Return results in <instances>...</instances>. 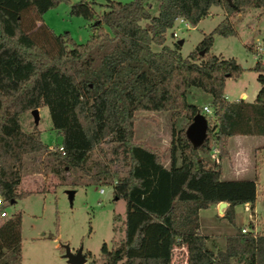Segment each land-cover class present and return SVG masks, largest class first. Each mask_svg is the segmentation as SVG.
<instances>
[{"label":"trees","instance_id":"obj_1","mask_svg":"<svg viewBox=\"0 0 264 264\" xmlns=\"http://www.w3.org/2000/svg\"><path fill=\"white\" fill-rule=\"evenodd\" d=\"M59 1L0 0L3 200L26 193L18 189L23 156L47 149L61 170L82 171L78 176L110 185L113 198L124 200L122 237L109 247L101 243V264H171L174 247L184 248L186 264H264V233L237 229L225 236L223 250L213 251L208 235L198 229L199 208L225 201L222 216L233 223L234 206L255 200L253 178H221L219 162L205 155L211 135L218 157L232 134H258L264 141V61L251 67L259 83L253 100L229 101L223 96L225 79L237 77L242 67L232 57L207 51L213 33H236L229 13L264 8V0H156V14L149 12L151 0H106L96 17L91 1L76 0L69 2V12L98 22L79 43L42 21V13ZM211 5L220 6L224 15L185 55L176 40L164 42L177 19L195 25ZM190 87L209 95L217 119L211 125L207 121L198 145L184 133L192 116L202 113L187 100ZM41 105L60 134L53 149L19 123L21 112ZM137 110H168L172 118H186L179 128L171 122L167 165L158 149L132 140ZM95 149L99 156L89 174ZM114 160L125 166L122 174L111 171ZM20 227L19 211L1 219L0 264H19ZM7 253L11 261L3 259Z\"/></svg>","mask_w":264,"mask_h":264},{"label":"rangeland","instance_id":"obj_2","mask_svg":"<svg viewBox=\"0 0 264 264\" xmlns=\"http://www.w3.org/2000/svg\"><path fill=\"white\" fill-rule=\"evenodd\" d=\"M74 1L76 0H60L45 10L41 17L54 33L67 32L71 40L79 43L89 37L94 30L93 26L98 22L92 24L94 19L88 20L80 15L71 14L69 2ZM88 1H91L95 17L106 9V0ZM117 1L126 3L129 0ZM149 12L156 14V0H151ZM223 15L220 6L211 5L208 15L202 17L195 25L185 26L176 20L173 26L166 30L164 42L171 44L181 39V43L178 44L179 51L185 55L200 40L203 33H207ZM228 18L233 21L236 33L227 35L213 33L207 53L232 57L242 67L237 77L225 79L223 96L226 94L228 99L232 100L238 97L241 90L250 95L259 86L256 72L251 67L256 60L264 61V8L246 7L241 12L229 13ZM140 22L143 23L144 20ZM102 26L108 31L104 24ZM153 48L157 46L154 45ZM187 100L198 104L201 109L202 105L206 104L210 109V114L207 115L208 123L211 125L217 122L207 93L190 87ZM135 115L132 140L143 141L146 145L158 149L162 154V162H165L169 154L171 122L173 121L175 128H179L185 124L186 118L184 116L172 118L168 110H137ZM19 123L24 131L38 132L40 140L47 146H54L60 142V134L52 128L45 105L37 107L36 119L31 110L21 112ZM209 143L210 150L215 148L217 154V144L213 135L210 136ZM234 144L237 145L238 157L247 159L253 156L257 162L264 165V141L253 142L252 146L246 142ZM106 146V143L101 144L103 149ZM105 153V159L111 156L109 151L106 150ZM209 153L205 156L213 159ZM98 156V149L91 152L89 174L94 172L92 161ZM22 161L18 189L26 193L16 197L14 201L4 202L7 215L17 211L21 213L19 264H71L62 255L65 244L71 251L81 247L86 256L82 264H101L98 257L101 243L104 242L109 247L111 242L122 237L124 200L113 198L110 185L88 181L87 175L78 176L82 171L78 170V174H75L69 170H61L47 149L25 154ZM109 167L116 174H122L125 169V166L115 160L109 163ZM252 171L256 172V175L262 173L259 166ZM252 171L247 170L250 174ZM263 187L264 183L258 180L257 188H261L262 191ZM99 188L102 191H99ZM69 190H72L71 196ZM235 209L238 211V217L233 223L222 216V210L217 209L218 212H214L212 208L201 210L202 229L211 234L212 238L208 245L213 251L223 250L227 233H233L241 227L264 233V218L260 214H253L250 210L245 212L241 204L236 205ZM247 212L250 213L249 219L246 216ZM205 214H209V220L215 223L213 229L206 223ZM3 218H0V221ZM8 256L7 253L3 259L11 261L8 260ZM230 262L233 261L230 259ZM171 264H186L183 247H174Z\"/></svg>","mask_w":264,"mask_h":264},{"label":"crops","instance_id":"obj_3","mask_svg":"<svg viewBox=\"0 0 264 264\" xmlns=\"http://www.w3.org/2000/svg\"><path fill=\"white\" fill-rule=\"evenodd\" d=\"M244 9H246V8H244ZM244 9L240 10L239 12L243 11ZM177 20L179 22H182L179 19H177ZM185 24H184L185 26H188L187 22H185ZM233 25H234V23H233ZM234 28H235V26H234ZM256 91L251 93L250 95H247V93L244 90H241L238 97H236L232 100L243 99L244 101H252L255 94H256ZM224 96L227 100H229L228 97L226 96V94H224ZM232 100H229V101H232ZM257 141L263 142V138L258 134H232V135H230L226 141L224 154L222 157H218V162L220 164V169H221V178H226V179L253 178L254 179L255 184H256L255 200L253 201V203L251 205H249V203L241 204L242 209H243V205L247 204V206L249 207V210L251 212H253V214L258 213L262 216V218H264V187H263L262 191H261V188L260 189L257 188V181L258 180L261 183H264V165L257 162L255 157H253V156L250 158L247 157V159L243 158L242 156L238 157L237 156L238 155L237 148H236L237 145L234 144L236 142H246L249 146H252L253 142H257ZM242 154L239 153V155H242ZM175 162H176V164L179 162L178 157L176 158ZM163 164L164 165L168 164V158L165 160V162H163ZM258 166H259V170L262 171V173L260 175H256V172L252 171V170L256 169ZM248 169H250L252 171L251 174L247 172ZM239 171H241V173H238ZM244 173L246 175H242V176L239 175V174H244ZM260 191H261V193H258ZM226 204H225V206H226ZM224 207L222 208V212H223ZM208 208H212L214 210V212H218L217 203H211L207 207L198 209V229L201 233H205L208 235V238L206 240L207 245H208V241L210 242V239L212 237H211L210 233H208L202 229L201 213L200 212L202 209H208ZM235 208H236V205L234 206V219H233V221L238 217V211H236ZM248 214H250V213L247 212L246 216L249 219L250 217L248 216ZM208 215H206V214L204 215L205 221L208 224V226H210L213 229L214 226H216V225L214 222L209 220ZM253 231L256 232L255 230H253ZM230 233L231 232H228L227 234H230Z\"/></svg>","mask_w":264,"mask_h":264},{"label":"water","instance_id":"obj_4","mask_svg":"<svg viewBox=\"0 0 264 264\" xmlns=\"http://www.w3.org/2000/svg\"><path fill=\"white\" fill-rule=\"evenodd\" d=\"M228 3H230V0H227ZM97 21H93L92 24H96ZM177 43H181V39H177ZM200 53H202V50H200ZM31 113L33 114L34 119L37 117V108H32ZM206 127H207V121L204 115L201 112H196L192 118L191 121L187 124L185 127L184 133L185 136L188 138V140L193 145H198L202 142V140L205 137L206 133ZM69 196L72 194V190L68 191ZM226 204L225 201H219L217 202V209L221 211V207H224ZM66 260L71 264H82L86 256L84 253H82L81 247H78L76 251H71L68 245H64V252L62 254Z\"/></svg>","mask_w":264,"mask_h":264},{"label":"built area","instance_id":"obj_5","mask_svg":"<svg viewBox=\"0 0 264 264\" xmlns=\"http://www.w3.org/2000/svg\"><path fill=\"white\" fill-rule=\"evenodd\" d=\"M179 20L180 21H182L184 24H185V22L186 21H183L182 19H180L179 18ZM186 25V24H185ZM202 114L204 115V117L206 118V121H207V119H208V116H209V114H210V109H209V107L206 105V104H203L202 105ZM208 115V116H207ZM54 148V146L53 145H48V149H53ZM209 156L211 157V158H213L214 160H216L217 161V154H216V150H215V148H211V150H210V153H209ZM99 191H102V189L101 188H99ZM4 200H3V198L1 197V195H0V218H3V217H5L6 215H7V212L5 211V209H4ZM243 209L244 210H246V211H248L249 210V207L247 206V204H244L243 205ZM240 230L241 231H244V230H246L244 227H241L240 228Z\"/></svg>","mask_w":264,"mask_h":264},{"label":"flooded vegetation","instance_id":"obj_6","mask_svg":"<svg viewBox=\"0 0 264 264\" xmlns=\"http://www.w3.org/2000/svg\"><path fill=\"white\" fill-rule=\"evenodd\" d=\"M74 251H76V249H74ZM83 253V252H82Z\"/></svg>","mask_w":264,"mask_h":264}]
</instances>
